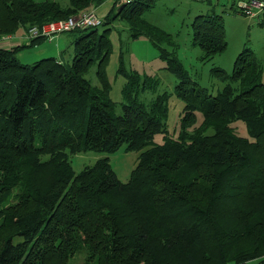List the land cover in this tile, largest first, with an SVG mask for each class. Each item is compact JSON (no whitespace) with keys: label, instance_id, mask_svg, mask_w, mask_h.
I'll return each instance as SVG.
<instances>
[{"label":"trees","instance_id":"obj_1","mask_svg":"<svg viewBox=\"0 0 264 264\" xmlns=\"http://www.w3.org/2000/svg\"><path fill=\"white\" fill-rule=\"evenodd\" d=\"M105 1L0 0V35ZM122 4L114 0L120 10L111 18L126 20L129 37L146 36L179 78L177 136L165 133L170 94L139 100L159 80L126 69L122 51L117 112L106 73L109 28L72 30L69 62L65 49L25 63L17 55L25 44L0 48V264H67L81 249V264H244L264 256V60L248 48L232 72L215 67L225 84L210 95L189 84L164 47L172 35L143 18L152 1ZM222 22L202 14L192 23L204 59L226 48ZM93 65L97 84L85 76ZM238 120L247 136L237 133ZM122 144L138 152L126 182L108 157L74 171L70 154ZM197 250H206L198 260Z\"/></svg>","mask_w":264,"mask_h":264},{"label":"rangeland","instance_id":"obj_2","mask_svg":"<svg viewBox=\"0 0 264 264\" xmlns=\"http://www.w3.org/2000/svg\"><path fill=\"white\" fill-rule=\"evenodd\" d=\"M139 1L143 3L152 1L151 7L146 8L143 12V18L172 35L173 45H164V47L169 51H173L172 53L187 70L189 84L205 87L210 95L216 94L225 84L217 72L214 71L215 67H220L228 73L232 72L238 54L248 48L253 57L261 61L264 60V24L260 23L264 20V11L258 15L244 14L237 6L235 0ZM115 4L118 3L115 2ZM121 7L123 6L121 5ZM95 11L102 19L107 15L110 16V18L105 19L107 24L98 25L97 30L100 33L104 28L110 29L109 37L112 42V51L106 65V73L111 83L110 97L118 103L117 112H121V89L125 82V79L116 73L119 64V53L122 51V62L126 69H134L139 71L141 75H151L159 80L154 90L140 92L138 94L139 100L149 102L150 99L164 91L170 94L168 101L167 132L165 133L173 137L177 136L178 122L183 107L182 100L174 94V89L179 83V78L166 68V60L160 57L159 51L146 36L129 37V27L126 20L118 16L111 18L114 12H118L116 11L114 0H106L95 8ZM202 14H218L222 16V29L226 41L224 51L206 59L203 58L201 48L192 43V23ZM21 31H18V33ZM70 32L72 30L54 34L51 39H46L43 36L31 38L28 43H25V46L18 50L17 55L22 56V62L31 63L37 60L32 55V52L35 51L32 50L34 49V45L49 42L61 34H66L72 37L71 39H74ZM4 34L8 33L1 35ZM22 35H25V31L22 32ZM36 39L39 40L36 41ZM71 41L64 40L65 44L62 48V50L65 49L62 59L67 62H69L73 54V47L70 45ZM33 42L36 43L33 44ZM21 51L24 52L21 54ZM50 54L52 55L53 52ZM85 76L90 79L91 83L97 84L95 65L90 67ZM199 118L200 115H198V122L200 121ZM233 124L236 126L237 133L247 136L244 122L238 120L233 122ZM164 136L165 134L163 132L157 133L154 136V141L160 142ZM137 155V151L126 150L125 144H122L112 152L87 150L73 153L70 154V160L74 171L78 172L83 167L92 165L98 158L108 157L110 165L116 172L118 178L122 182H126L130 177L132 169L136 165ZM202 251L197 250L195 252L196 260L206 254V250L204 252ZM85 256V249L76 251L69 258L67 264H81ZM192 264H196V262ZM244 264H264V256L248 260Z\"/></svg>","mask_w":264,"mask_h":264},{"label":"built area","instance_id":"obj_3","mask_svg":"<svg viewBox=\"0 0 264 264\" xmlns=\"http://www.w3.org/2000/svg\"><path fill=\"white\" fill-rule=\"evenodd\" d=\"M121 3H129L133 0H119ZM237 6L244 14L258 15L264 11V0H235ZM103 19L96 14L94 8L80 11L76 15H71L64 19L52 20L40 26L33 25L22 29L20 33H8L0 35V48L9 49L16 45L28 43L31 38L43 36L51 39L52 35L64 33L74 29H84L101 25ZM25 31V35L22 32Z\"/></svg>","mask_w":264,"mask_h":264},{"label":"crops","instance_id":"obj_4","mask_svg":"<svg viewBox=\"0 0 264 264\" xmlns=\"http://www.w3.org/2000/svg\"><path fill=\"white\" fill-rule=\"evenodd\" d=\"M72 37H69L66 34H61L60 36H57L53 38L49 42H43L38 45H34L35 50L32 52V55L35 57L34 59H39L45 56H60V52L62 51V48L64 47V40H71ZM21 51L20 53L22 54ZM53 52L51 55L50 53ZM19 59L21 60V55L18 56ZM22 61V60H21Z\"/></svg>","mask_w":264,"mask_h":264},{"label":"water","instance_id":"obj_5","mask_svg":"<svg viewBox=\"0 0 264 264\" xmlns=\"http://www.w3.org/2000/svg\"><path fill=\"white\" fill-rule=\"evenodd\" d=\"M122 6H123V4H122Z\"/></svg>","mask_w":264,"mask_h":264}]
</instances>
